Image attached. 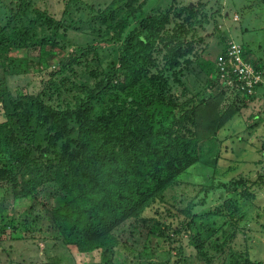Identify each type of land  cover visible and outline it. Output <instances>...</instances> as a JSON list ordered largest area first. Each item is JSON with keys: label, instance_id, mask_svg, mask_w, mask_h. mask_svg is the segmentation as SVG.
<instances>
[{"label": "rangeland", "instance_id": "374dc122", "mask_svg": "<svg viewBox=\"0 0 264 264\" xmlns=\"http://www.w3.org/2000/svg\"><path fill=\"white\" fill-rule=\"evenodd\" d=\"M251 1L0 0V26L5 34H16L14 44L21 32L35 36L24 48L12 46L0 54V84L7 87V93L0 91V125L18 141L25 137L20 134L26 102L49 85H60L53 75L67 57L79 62L71 79L103 99V112L117 97V74L124 81L136 72L140 88L135 83L132 94L145 98L150 108L140 114L143 124L154 118L202 141L200 159L147 211L161 221L162 231L152 236L147 250L155 264H264V90L246 91L230 81L223 86L214 74L217 58L236 41L264 75V13H252ZM141 6L143 14L118 36L125 14ZM163 17L169 21L160 29ZM246 28L255 34L250 37ZM250 40L262 49L255 43L249 47ZM31 43L43 46L41 67L28 60L39 55L37 47L29 49ZM95 71L98 76L91 75ZM58 90L50 101L56 110H66L80 96L65 87ZM193 96L198 100H188ZM101 114L95 102L91 116ZM6 162L0 161V172L14 166L9 159L6 168ZM1 203L7 210L0 213V264H43L54 258L61 264H105L101 250L84 253L54 236L41 202H14L10 190L0 187ZM34 203L38 218H27L26 228L32 230L26 232L15 224L26 221ZM4 228L14 229L13 237L2 235ZM107 258L111 264L140 263L137 252L121 245Z\"/></svg>", "mask_w": 264, "mask_h": 264}, {"label": "trees", "instance_id": "16d2710c", "mask_svg": "<svg viewBox=\"0 0 264 264\" xmlns=\"http://www.w3.org/2000/svg\"><path fill=\"white\" fill-rule=\"evenodd\" d=\"M251 2H255L250 7L252 13H264V0ZM143 7L125 14L118 36L127 30L131 20L143 14ZM114 16L115 11L110 18ZM162 20L160 29L169 21L167 17ZM0 28V54L12 46L24 48V43L35 37L21 32L17 46L16 34H5L4 27ZM246 33L251 37L254 31L249 33L246 28ZM252 43L257 44L250 40L248 46L253 47ZM29 47L30 50L37 47L39 55L28 60L32 61L31 65L37 63L41 67L42 44L31 43ZM70 61L68 57L62 60V67L53 75L59 86L49 85L43 94L26 102V124L20 134L24 138L18 141L11 130H3L6 125H0V161L7 160L6 168L10 166L9 159L14 161L13 167L0 172L3 175L0 187L10 190L14 202L28 199L41 202L42 209L52 218L54 236L84 253L101 250L105 264H111L107 253L115 252L117 245L137 252L139 264H155L153 252L147 250L151 248L152 236L162 231L161 221L150 217L147 211L162 199L167 187L179 182L189 166L200 159L198 149L202 148V141L184 136L181 126L177 128L154 118L143 124L146 120L140 114L149 112L150 108H146L145 98L139 101L132 94L137 89L136 72L124 81L117 74L113 82L117 97L103 112V99L97 98L89 86L71 79L77 74L79 62ZM91 75L98 76V72ZM127 86L131 88L128 92ZM1 87L0 91L7 93V87ZM60 87L80 94L76 103L73 100L66 110H56L50 102ZM188 100L198 98L193 96ZM98 101L103 114L92 117V105ZM71 125L78 128L75 130L76 126L71 128ZM6 210L1 203L0 213ZM34 210L35 203L27 210L26 221L12 222L29 232L32 228H26L27 218L34 215ZM37 228L34 226V230ZM3 230L2 235L9 233L13 237L14 229ZM43 264L61 263L54 258Z\"/></svg>", "mask_w": 264, "mask_h": 264}, {"label": "built area", "instance_id": "2783aa9c", "mask_svg": "<svg viewBox=\"0 0 264 264\" xmlns=\"http://www.w3.org/2000/svg\"><path fill=\"white\" fill-rule=\"evenodd\" d=\"M217 69L220 79L226 85L230 81L246 91H255L262 81L261 71L244 59L241 47L235 43H231L227 51L219 57Z\"/></svg>", "mask_w": 264, "mask_h": 264}, {"label": "clouds", "instance_id": "9594fccd", "mask_svg": "<svg viewBox=\"0 0 264 264\" xmlns=\"http://www.w3.org/2000/svg\"><path fill=\"white\" fill-rule=\"evenodd\" d=\"M231 43H235V44L239 45V46L241 47V51H242V53H243V57H244V59H245L246 61H248L249 63H251V64H252L257 70L261 71V73H262V81L258 84V86L256 87L255 90L261 88V87L264 85V75H263V71L260 69V67H259L258 64L254 63V62H252V61L250 60L249 56L247 55V54H248L247 51L245 50V48L242 47V45L238 44L236 41H231V42H229L228 47H229V45H230ZM228 47H227V49H228ZM227 49H225L224 52H223L221 55H223V54L227 51ZM221 55H220V56H221ZM220 56H219V57H220ZM219 57L217 58V62H218ZM215 70H216V71L214 72L215 76H216V75L219 76V71H218V69H217V65H216ZM219 78H220V77H219ZM260 84H261V85H260ZM222 85L225 86V85H226L225 82H222ZM256 94H257V93H256ZM256 94H255V95H256Z\"/></svg>", "mask_w": 264, "mask_h": 264}, {"label": "crops", "instance_id": "0c3cea01", "mask_svg": "<svg viewBox=\"0 0 264 264\" xmlns=\"http://www.w3.org/2000/svg\"><path fill=\"white\" fill-rule=\"evenodd\" d=\"M261 90H264V85L262 86V89Z\"/></svg>", "mask_w": 264, "mask_h": 264}]
</instances>
